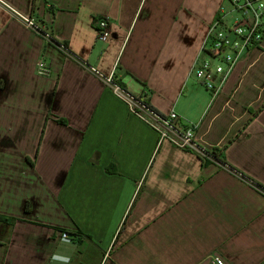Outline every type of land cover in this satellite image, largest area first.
I'll list each match as a JSON object with an SVG mask.
<instances>
[{
	"label": "crops",
	"instance_id": "1",
	"mask_svg": "<svg viewBox=\"0 0 264 264\" xmlns=\"http://www.w3.org/2000/svg\"><path fill=\"white\" fill-rule=\"evenodd\" d=\"M0 1L44 25L0 6V264H264V42L213 103L192 74L229 0ZM92 68L227 167L158 146Z\"/></svg>",
	"mask_w": 264,
	"mask_h": 264
},
{
	"label": "built area",
	"instance_id": "2",
	"mask_svg": "<svg viewBox=\"0 0 264 264\" xmlns=\"http://www.w3.org/2000/svg\"><path fill=\"white\" fill-rule=\"evenodd\" d=\"M229 1L233 6L232 12L238 14V18L232 24H228L226 17L229 14L221 11L210 26L200 55L192 68V74L210 94L211 103L221 95L240 60L253 50L259 49L264 42V0ZM0 6L19 19L28 29L36 32H42L44 29L42 22L40 23L34 17L23 16L1 1ZM96 29L98 39L106 41L110 35L108 18H98ZM43 36L48 42L52 41L49 32L45 31ZM61 48L67 50L65 47ZM45 66L43 61L39 63L40 74L45 73ZM91 70L128 105L131 113L140 117L158 133V146L164 142H170L180 149L194 151L203 160L227 167L221 165L211 155L214 149L207 150L199 144L196 136L198 125H185L175 111L166 115L161 114L150 107L145 100L132 96L117 83L115 71L103 77L96 69ZM64 238H67V234H64ZM212 262L226 264L219 256H214Z\"/></svg>",
	"mask_w": 264,
	"mask_h": 264
},
{
	"label": "trees",
	"instance_id": "3",
	"mask_svg": "<svg viewBox=\"0 0 264 264\" xmlns=\"http://www.w3.org/2000/svg\"><path fill=\"white\" fill-rule=\"evenodd\" d=\"M51 43L53 44V45H55V46H57L58 48H61V47H65L67 50H68V48H67V46H66V43H60V42H58V41H56V40H53L52 39V41H51ZM69 51V50H68ZM148 105H150L149 103H148ZM151 107V106H150ZM153 108V107H152ZM221 165H226L227 166V164H226V162L225 161H223L222 160V158H221V156H222V153H221V151L219 152V150L218 149H214L213 150V153L211 154ZM207 162H208V160H204V164H207ZM254 185L259 189V190H261V191H263L264 192V187L263 186H261V185H259V184H256V183H254ZM1 219V218H0ZM6 221H10V222H12L13 221V219L12 220H6Z\"/></svg>",
	"mask_w": 264,
	"mask_h": 264
},
{
	"label": "rangeland",
	"instance_id": "4",
	"mask_svg": "<svg viewBox=\"0 0 264 264\" xmlns=\"http://www.w3.org/2000/svg\"><path fill=\"white\" fill-rule=\"evenodd\" d=\"M222 10L224 11V13L229 14L226 17V23L232 24L236 20V18H238V14L232 12L233 6L229 1L225 2Z\"/></svg>",
	"mask_w": 264,
	"mask_h": 264
}]
</instances>
